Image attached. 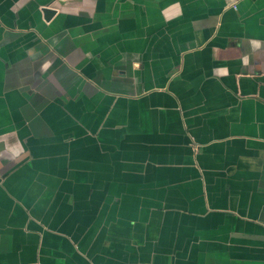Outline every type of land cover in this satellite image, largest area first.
<instances>
[{
  "label": "crops",
  "instance_id": "crops-1",
  "mask_svg": "<svg viewBox=\"0 0 264 264\" xmlns=\"http://www.w3.org/2000/svg\"><path fill=\"white\" fill-rule=\"evenodd\" d=\"M0 264H264V0H0Z\"/></svg>",
  "mask_w": 264,
  "mask_h": 264
},
{
  "label": "water",
  "instance_id": "water-1",
  "mask_svg": "<svg viewBox=\"0 0 264 264\" xmlns=\"http://www.w3.org/2000/svg\"><path fill=\"white\" fill-rule=\"evenodd\" d=\"M43 13L45 18H49L51 15H53L55 13V10H53L52 8H43Z\"/></svg>",
  "mask_w": 264,
  "mask_h": 264
}]
</instances>
